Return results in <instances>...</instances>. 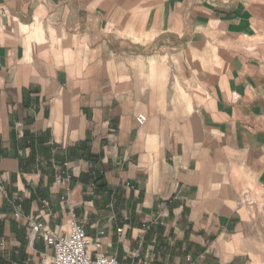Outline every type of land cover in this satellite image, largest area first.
Listing matches in <instances>:
<instances>
[{
    "label": "crops",
    "instance_id": "obj_1",
    "mask_svg": "<svg viewBox=\"0 0 264 264\" xmlns=\"http://www.w3.org/2000/svg\"><path fill=\"white\" fill-rule=\"evenodd\" d=\"M0 183V264H264V0H0Z\"/></svg>",
    "mask_w": 264,
    "mask_h": 264
},
{
    "label": "built area",
    "instance_id": "obj_2",
    "mask_svg": "<svg viewBox=\"0 0 264 264\" xmlns=\"http://www.w3.org/2000/svg\"><path fill=\"white\" fill-rule=\"evenodd\" d=\"M137 122L140 126H144L147 123L146 116H137ZM57 181L62 183L63 176L58 175ZM1 190H3V186L0 183ZM20 209L21 207L14 213L18 220L25 218ZM28 220L29 240L31 242L42 240L49 251L43 256L42 264H127L102 255L99 252L100 241L93 243L88 239L84 228L76 221L71 223L68 233L59 234L42 223H37L29 218ZM122 232V229L118 230V233Z\"/></svg>",
    "mask_w": 264,
    "mask_h": 264
}]
</instances>
